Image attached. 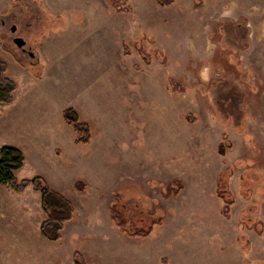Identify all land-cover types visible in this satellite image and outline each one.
Here are the masks:
<instances>
[{"label": "rangeland", "instance_id": "374dc122", "mask_svg": "<svg viewBox=\"0 0 264 264\" xmlns=\"http://www.w3.org/2000/svg\"><path fill=\"white\" fill-rule=\"evenodd\" d=\"M4 1L0 59L17 84L16 105H48L56 116L49 127L23 126L34 130V141L7 125L13 108L0 104V147L25 154L19 180L40 176L52 186L51 171L64 166L65 179L52 183L74 203L77 218L60 241L49 242L40 231V195L0 184V195L19 199V239L0 237V264H75V252L87 264H264V0H176L168 7L126 0L132 12L125 14L106 0H14L13 9L1 11ZM43 2L81 9L87 18L81 29L49 42L44 57L52 75L33 80L31 102L19 65L36 78L45 65L18 58L5 31L13 14L24 12L25 24ZM43 11L44 29L30 33L31 44L40 34L66 30L64 21L54 22L57 12ZM138 39L150 65L134 48ZM155 48L166 52L167 65ZM67 106L94 125L89 146L76 145L62 121ZM49 135L55 141L43 143ZM221 143L230 147L225 158ZM227 166L236 197L231 218L221 214L215 193ZM171 179H181L184 189L165 197ZM114 194L125 206L136 204L141 217L161 214V226L147 239L122 234L110 214Z\"/></svg>", "mask_w": 264, "mask_h": 264}, {"label": "trees", "instance_id": "16d2710c", "mask_svg": "<svg viewBox=\"0 0 264 264\" xmlns=\"http://www.w3.org/2000/svg\"><path fill=\"white\" fill-rule=\"evenodd\" d=\"M111 7L118 13L132 12V8L126 5V0H106ZM118 1V2H117ZM161 7L172 5L175 0H155ZM142 40H135L134 48L143 61L150 65L152 56L146 50ZM156 55L164 65L168 64V56L165 51L156 49ZM125 53L130 54V49L125 48ZM8 64L0 59V104L10 105L14 102V95L17 90V84L8 77ZM170 83L175 87L177 83L170 79ZM182 92V91H180ZM63 122L71 127L75 134L76 144L89 146L94 138L95 127L92 123L84 120L77 109L68 106L62 112ZM230 147L221 143L218 147V153L225 158ZM26 157L22 150L12 147H0V184L5 185L15 193L22 194L28 188H32L40 194V205L44 214V220L40 226L41 235L49 242H57L63 238V232L66 224L77 218V211L73 202L60 192L54 190L50 184L40 176L31 179L19 180L16 172L25 165ZM224 163V162H223ZM232 166H227L216 180L215 193L221 202V214L226 218H231L232 208L236 204V197L231 188L233 179ZM184 189L181 179H171L166 184L165 197L178 195ZM134 206H125L122 203V197L114 194L113 202L110 206V214L115 226L121 233L139 239H147L154 232L155 228L161 226L163 216L157 215L151 211L146 212V216H139L138 210ZM262 234L261 229L257 230ZM75 264H87L81 253L75 252L73 256Z\"/></svg>", "mask_w": 264, "mask_h": 264}, {"label": "crops", "instance_id": "0c3cea01", "mask_svg": "<svg viewBox=\"0 0 264 264\" xmlns=\"http://www.w3.org/2000/svg\"><path fill=\"white\" fill-rule=\"evenodd\" d=\"M174 4V3H173ZM45 6L47 7L48 10L52 11V12H57V11H60L61 9L63 10H67V11H72V12H75V13H79L82 15L83 17V22L81 24H76V25H73L72 28L74 29H81L82 26H84V21L86 20L87 18V15L84 14L85 11L81 10V9H78V8H73V7H67V6H64V5H61L59 6L58 8H53V7H50L48 5L45 4ZM14 7V0H5L4 3H3V6L1 7V11H7V10H11L13 9ZM24 13V12H23ZM121 14V13H119ZM15 15H19V12L13 14L12 16L14 17ZM5 22V21H4ZM71 29V28H70ZM1 30V28H0ZM60 35V34H59ZM55 37L59 38L60 36H54L52 38H49V39H46L38 48V54L37 56L40 58V60L44 63L45 65V68H44V74L41 76V77H38L36 78L33 73L30 71V69H28L26 66H22V65H19V69L22 70V72H24L23 76L25 77L26 79V83L29 84V90L27 92V95H26V99L31 101V102H34L35 101V94H34V86H32L31 84L33 83V80H41L43 81L44 78H48L49 76H51L52 74H49V73H46V67H47V58H45V54L46 52H48L50 50V44L52 43H49L52 39H54ZM101 42V41H100ZM84 42H78L76 43L77 45H75L74 47H77L78 45H82ZM54 48L56 49V51L60 49H58V43H54ZM68 51L64 52L62 55H66ZM60 55V59H61V56ZM20 59H26L30 60L31 62V65H32V61H34L33 58H29V57H21ZM36 59V58H35ZM9 72V71H8ZM56 74V73H55ZM54 75V74H53ZM48 89V88H47ZM26 94V93H25ZM51 105V104H49ZM10 106H12L13 109H11L9 111V113L11 114L9 116V121H8V126L16 131H19V133H21L22 135L24 136H30V137H33L34 141L36 138H34V135L32 134L34 130H30V129H26V127H23L25 124L27 125H31V126H35V127H38V126H47L49 127L51 124V121L52 119H54L53 117V114L55 115V113L53 112V110L50 109V107L48 105H38V106H35L33 105V107H27V108H20L19 105H16V99L14 98V102L12 104H10ZM45 106H47L48 108L45 109ZM52 106V105H51ZM68 107V106H67ZM41 108L42 109V113H39L38 112V109ZM66 107H64L61 111H60V115H61V118H62V112L63 110L65 109ZM56 114L58 116V113L56 111ZM81 115V114H80ZM56 116V115H55ZM82 117V116H81ZM5 119V117L3 116H0V123L3 122V120ZM63 121V119H62ZM6 124V123H5ZM65 124V123H64ZM68 126V125H67ZM71 128V127H70ZM26 131H31V134L30 133H27ZM73 131V130H72ZM64 132L63 128H62V133ZM74 133V132H73ZM63 135V134H62ZM75 135V134H74ZM53 142L55 141V139L53 140V136L49 135L48 138L46 140H44L43 143L45 142ZM34 143V142H33ZM76 145H79V144H76ZM53 173L52 177L50 178L51 180V184H52V188L54 190H56V187L54 186L55 184L52 183L53 182H56L58 178H63L65 179V167L62 166V167H59L58 169H56L55 171H51ZM55 176V177H54ZM49 178V176H48ZM70 178V177H69ZM68 178V179H69ZM45 179V178H44ZM54 179V180H53ZM46 180V179H45ZM47 181V180H46ZM48 182V181H47ZM59 182V181H57ZM49 183V182H48ZM54 184V185H53ZM30 189V188H28ZM27 189V190H28ZM32 189V188H31ZM0 190L1 187H0ZM26 190V191H27ZM33 190V189H32ZM25 191V192H26ZM34 191V190H33ZM60 191V190H59ZM24 192V193H25ZM35 192V191H34ZM22 193V194H24ZM37 193V192H35ZM39 194V193H37ZM40 195V194H39ZM11 197V196H10ZM7 197V196H4V195H0V222H2V220H5L7 222V224L3 223L2 226H0V237H6L7 239H11L12 237H16L19 239V199L17 197ZM67 197V196H66ZM68 198V197H67ZM69 199V198H68ZM40 200H41V197H40ZM39 204H40V201H39ZM74 204V203H73ZM41 206V205H40ZM76 208V207H75ZM77 210V209H76ZM2 216H5L4 219H2L3 217ZM76 220V219H75ZM74 220V221H75ZM120 231V230H119ZM123 234V233H122ZM11 242H7L8 245H10Z\"/></svg>", "mask_w": 264, "mask_h": 264}, {"label": "flooded vegetation", "instance_id": "af4514ba", "mask_svg": "<svg viewBox=\"0 0 264 264\" xmlns=\"http://www.w3.org/2000/svg\"><path fill=\"white\" fill-rule=\"evenodd\" d=\"M176 1V0H175ZM118 2V1H117ZM108 3V2H107ZM157 3V2H156ZM37 5V3H36ZM41 7L37 5V7L34 8V10L31 11V17L28 20L27 23L24 24L23 19H25V14L23 12H19V17L15 16L13 17L11 21V25H9L8 30L5 31V35L12 41L14 44L15 52L18 58L21 57H29L33 58L34 61H32V64H35L40 60V58L37 56L38 54V48L39 46L49 38H52L54 36H59L61 33H65L67 29H70L73 27V25L81 24L83 22V17L79 13H75L72 11H67L61 9L60 11H57L54 15L57 17L54 18V22L61 19L65 22V25L67 24L66 30H61L59 32H47V34H40L39 37H37L33 44H31L28 40V36L32 32L36 33H42L43 31V25L44 24V11L47 9L44 2L41 3ZM128 6V5H127ZM171 6V5H170ZM168 7V6H167ZM118 13V12H117ZM125 14V13H121ZM3 24L6 26V22L3 21ZM17 39L22 40L23 45H18ZM148 39V38H147ZM138 39L137 41H139ZM36 58V59H35ZM131 206H134L133 208H136V204H130ZM147 212V211H146Z\"/></svg>", "mask_w": 264, "mask_h": 264}, {"label": "water", "instance_id": "95a60500", "mask_svg": "<svg viewBox=\"0 0 264 264\" xmlns=\"http://www.w3.org/2000/svg\"><path fill=\"white\" fill-rule=\"evenodd\" d=\"M17 43H18V45H23V43H22V40H20V39H17Z\"/></svg>", "mask_w": 264, "mask_h": 264}]
</instances>
